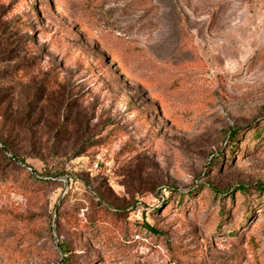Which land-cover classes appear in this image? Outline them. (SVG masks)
Returning a JSON list of instances; mask_svg holds the SVG:
<instances>
[{
  "label": "rangeland",
  "instance_id": "374dc122",
  "mask_svg": "<svg viewBox=\"0 0 264 264\" xmlns=\"http://www.w3.org/2000/svg\"><path fill=\"white\" fill-rule=\"evenodd\" d=\"M262 127L264 0H0V264H264Z\"/></svg>",
  "mask_w": 264,
  "mask_h": 264
},
{
  "label": "trees",
  "instance_id": "16d2710c",
  "mask_svg": "<svg viewBox=\"0 0 264 264\" xmlns=\"http://www.w3.org/2000/svg\"><path fill=\"white\" fill-rule=\"evenodd\" d=\"M263 134H264V127H262L261 129H259V130H257V131H255L253 134H251L249 137L251 138V139H253V138H257V139H260V138H262L263 137ZM231 152V151H230ZM24 158H22V159H20V161L22 162V163H24ZM36 171V170H35ZM33 176V175H32ZM38 182H41V183H45V180H41V178L42 177H39V176H33ZM9 184H10V186L11 187H19V188H21V189H23V187H21V186H19L18 185V182H16V181H14V180H10V177L9 178H7L6 177V175L4 176L1 172H0V188H3V187H6L7 185L9 186ZM259 187V190H260V192L262 191V188L264 187V185L262 184L261 186H258ZM213 190H215L217 193H221V195H222V193H223V195L224 194H226V193H224V189H216V187H213L212 188ZM246 187L244 186V185H240L239 186V191H244V192H246L247 193V191H246ZM25 190V189H24ZM28 193V192H27ZM198 194V193H197ZM199 195H200V193L197 195V197H195V198H199ZM230 196H232V200L234 199L233 198V195H232V193H230ZM184 198V197H183ZM229 212H230V210L229 209H227L226 208V205L224 204V203H222V204H220V206H219V214H220V216L222 217V219H221V221H225L226 220V218L228 217V214H229ZM107 213L109 214V216L110 217H112V218H114V216H115V213L113 212V211H107ZM90 224H93V222L91 221V223ZM145 228L146 229H148V230H150L151 232H154V233H159L160 231L159 230H157L156 229V227L154 226V225H152L151 223H148V222H146V224H145ZM68 261H64L63 262V264H66Z\"/></svg>",
  "mask_w": 264,
  "mask_h": 264
},
{
  "label": "water",
  "instance_id": "95a60500",
  "mask_svg": "<svg viewBox=\"0 0 264 264\" xmlns=\"http://www.w3.org/2000/svg\"><path fill=\"white\" fill-rule=\"evenodd\" d=\"M5 150H7V149L5 148Z\"/></svg>",
  "mask_w": 264,
  "mask_h": 264
}]
</instances>
